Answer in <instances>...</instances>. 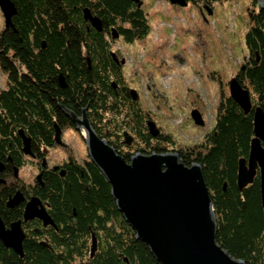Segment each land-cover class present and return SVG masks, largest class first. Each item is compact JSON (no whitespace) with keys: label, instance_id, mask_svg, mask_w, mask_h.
<instances>
[{"label":"trees","instance_id":"1","mask_svg":"<svg viewBox=\"0 0 264 264\" xmlns=\"http://www.w3.org/2000/svg\"><path fill=\"white\" fill-rule=\"evenodd\" d=\"M11 1L17 16L0 33V70L7 76L6 88L0 91V164L4 167L0 217L7 225L23 220V206L8 207L18 193V187L11 185L19 178L16 170L34 165L29 161L32 156L23 151L21 133L31 140L33 156L42 159L44 150L54 145L55 128L77 129L67 113L79 120L86 115L99 138L114 148L118 136L123 140V131L125 137L139 139L133 154L119 153L126 162L139 153H169L150 134L151 116L138 102L129 96L120 99L114 91L113 82L122 76L111 60L104 32L89 30L83 16L84 10L86 14L93 8L105 28L129 23L128 42L146 41L151 27L144 0H139L142 6L134 0ZM226 1L188 0L211 9L214 3ZM248 13L249 58L236 77L249 90L253 107L264 111V9L259 8V0L253 1ZM253 138L254 112L246 115L231 97H224L203 150L180 160L188 167L199 164L204 171L218 224L217 243L237 260L264 264L260 178L243 191L237 184L239 161L248 159ZM38 176L31 194L50 207L51 249L41 244L46 235L41 225L23 228L24 256L0 242V264H160L119 212L111 186L94 163L70 165L66 176L55 171L45 172L40 181ZM94 237L97 250L92 257Z\"/></svg>","mask_w":264,"mask_h":264},{"label":"water","instance_id":"2","mask_svg":"<svg viewBox=\"0 0 264 264\" xmlns=\"http://www.w3.org/2000/svg\"><path fill=\"white\" fill-rule=\"evenodd\" d=\"M143 5V2L134 0ZM172 5L186 8L188 0H168ZM259 8L264 9V0H259ZM209 15L213 10L203 6ZM0 10L5 19V27L12 26L17 14L11 0H0ZM86 19L94 24L99 22L86 12ZM97 21V22H96ZM99 24V23H97ZM244 69V68H242ZM64 86V79H60ZM230 97L248 115L254 112V138L248 159H241L238 167V188L243 191L260 178L261 198L264 206V111L254 108L249 90L244 88L238 77L229 84ZM135 100L138 98L135 96ZM87 134V148L91 161L97 166L111 186L112 197L119 212L136 234L137 239L146 244L151 254L160 264H246L229 255L217 243L218 224L213 211V201L205 180L204 171L199 164L186 166L176 153L137 154L130 162L119 155L106 140L94 131L86 115L79 120L67 113ZM198 126H205L199 111L192 113ZM149 126L154 135L155 123ZM26 155L33 156L31 140L21 133ZM55 140H60V130L56 128ZM130 144L131 141L127 140ZM4 167L0 164V171ZM19 171L16 170L15 176ZM38 181L41 176H38ZM18 192L8 203L14 208L23 202ZM40 201L32 198L24 211V222L41 219L45 226L53 225L47 211L39 208ZM25 233L22 221L15 222L9 229L0 218V242L7 249L23 257ZM97 250L93 238V257Z\"/></svg>","mask_w":264,"mask_h":264},{"label":"rangeland","instance_id":"3","mask_svg":"<svg viewBox=\"0 0 264 264\" xmlns=\"http://www.w3.org/2000/svg\"><path fill=\"white\" fill-rule=\"evenodd\" d=\"M253 1L214 3L213 14L209 15L204 5L189 3L182 8L168 0H144L143 9L151 27L146 42H157L160 49L158 54L150 53L149 69L135 76L134 83L150 118L172 135L176 149L201 151L206 134L214 129L221 101L230 97V81L249 58L246 35ZM4 28L0 10V33ZM137 52L134 48V54ZM135 70L129 68L128 73ZM6 83L7 76L0 70V91ZM193 106L204 112V129L187 122L188 110ZM67 144L79 153L86 150L78 134L68 133ZM55 154L65 156L64 150ZM37 176L35 165L19 171V180L25 184H33Z\"/></svg>","mask_w":264,"mask_h":264},{"label":"flooded vegetation","instance_id":"4","mask_svg":"<svg viewBox=\"0 0 264 264\" xmlns=\"http://www.w3.org/2000/svg\"><path fill=\"white\" fill-rule=\"evenodd\" d=\"M88 14L94 18H97V20L99 22V24H94L93 21H91L90 19H86V21L88 22V28L90 30V28L94 29L96 32L98 33H103L105 35V39L108 43V48H110L109 51V55L111 57V60L114 64V66L116 67L117 71L120 72L121 74V78L119 79L118 82H113L112 86L114 91L121 96L123 100H127L125 98V96H129V98H131V100H133L134 102H138V104H140L142 106V109L144 111V113L147 115V117L150 116V112L144 107L142 101H141V96H140V92L139 89L137 88V84L134 83V80L136 79L135 76L138 77V75H143V73L149 69L150 67V53H154V54H158V50L160 49V47L158 46L159 44L157 42H153V43H148L145 40L143 41H138V42H133L130 43L127 40V37L125 36V33H127V31H131L132 30V26L129 23H116L115 25H108L105 28L104 23L102 22L101 18L99 17V15L97 14V12L92 8L88 10ZM17 16V15H15ZM14 16V17H15ZM83 16L85 19V10L83 12ZM13 17V18H14ZM68 39V38H67ZM68 45H70V42L68 41ZM134 48L138 49V52L134 54ZM83 49H85L83 47ZM83 53H86V51L84 50ZM136 68L135 72H132L131 74L128 73L129 68ZM147 87V89L150 90V85L146 84L145 85ZM137 97L138 99L135 100L134 97ZM199 111L204 122H205V116H204V112L201 110L200 107L198 106H193L192 108H190V110H188V124L193 125L195 128L198 129H204L206 127V122H205V126H198L195 121L192 118V113L194 111ZM153 122L155 123V131H157V135H154L155 132L151 131V128L149 126V123ZM148 126H149V130H150V134L153 136L154 140L158 141V142H162V150H168L171 151L172 153H176L180 158L183 157V155H196L198 153L197 150H193L192 152L187 151L186 149H176V141L174 140V138L172 137V135L167 134L164 132V129L158 125L157 122L153 121L152 119L148 120ZM59 130H60V140L54 142V145L52 148H48L45 149L43 154L44 157L42 159H39V157L34 154V156H32V158H30L29 161L33 162L34 165L37 167L38 170V175L40 174L41 178L43 179V175L45 172H51V171H55V172H60L61 174L63 173L64 176L67 175V169L70 165H75L80 164L82 165L84 162H92L91 161V157L89 155V150L87 148V141H86V131L84 128L81 129H76L72 130V129H62L60 126H58ZM56 130V128H55ZM56 133V131H55ZM71 133V134H78L80 135V137L84 140L85 142V146H86V150L81 153H79L78 151L73 150L72 148H70V145L67 144V134ZM126 132L123 131V140H121V137L118 136V144L115 145V148L117 150L118 153H122L123 155H125V153H129V154H133L136 150L135 148L140 144L139 143V139H136V137H125ZM154 133V134H153ZM209 133L206 134V136ZM111 135V134H110ZM205 136V138H206ZM125 140H130L131 143L128 144L125 142ZM142 141V140H141ZM143 143V141H142ZM172 148V149H170ZM65 152V156L62 157H58L55 153L57 151H63ZM203 150V149H202ZM124 158V157H123ZM125 159V158H124ZM93 163V162H92ZM239 167V166H238ZM237 175H238V170H237ZM17 177V176H16ZM41 179V180H42ZM42 182V181H41ZM43 183V182H42ZM11 185L13 186H17L18 187V192H20L23 195V202H21L18 206L14 207V208H19L22 207L24 208V211L26 209V206L28 204V202L32 199V198H37L36 196H33L31 193L33 191L32 188V184H25L23 181H20L19 178L17 177L16 180L11 182ZM39 199V198H37ZM40 206L39 208L42 209L44 208L47 213L50 215L49 212V206H47L46 204H44L40 199ZM12 208V209H14ZM1 218V217H0ZM3 221V220H2ZM5 223V222H4ZM13 223L11 222L9 225H6V228L9 229L11 227ZM37 225H41L43 228V231H45V236L44 238L41 240V244L44 248L46 249H51V241L49 239V237L47 236V233H49V229L54 227L53 225H47L45 226L44 222L39 219V218H35L32 221L29 222H24V213H23V220H22V228H31L33 226H37ZM41 228L37 229L38 233H41ZM25 240L23 242V250H24V244L26 242L27 239V234L25 233ZM29 237V236H28ZM6 248V247H5ZM7 249V248H6ZM11 250V249H8ZM13 251V250H12ZM14 252V251H13Z\"/></svg>","mask_w":264,"mask_h":264}]
</instances>
